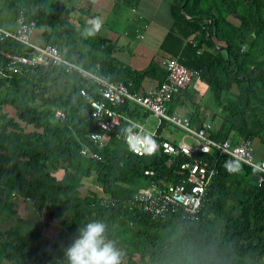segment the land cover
Instances as JSON below:
<instances>
[{
  "label": "trees",
  "instance_id": "trees-1",
  "mask_svg": "<svg viewBox=\"0 0 264 264\" xmlns=\"http://www.w3.org/2000/svg\"><path fill=\"white\" fill-rule=\"evenodd\" d=\"M69 9L58 0H0V18L9 15L1 19L4 27H13L22 12L36 27L47 28L45 44L63 57L111 80L129 81L131 90L139 91L144 79L152 86L163 80L165 55L197 70L219 109L208 121L210 136L232 143L256 139L264 153V0H170L172 22L158 47L161 60L152 58L140 69L117 61L114 42L100 33L86 35L88 26L67 29L61 14ZM26 49L16 40H0V223L15 215L17 200L27 199L57 232L54 245L45 249L36 243L33 226L0 224V264H66L57 244L92 221L106 225V238L126 253L123 264H264V177L257 182L253 168L243 163L229 173L224 164L233 158L219 156L195 219L176 213L151 217L128 200L136 187L163 174L174 181L172 167L158 152L133 154L114 136L102 146L93 144L87 134L98 128L78 91L94 93L92 82L53 65L8 69L3 53ZM170 99L173 108L184 106L185 88ZM55 108L63 117L53 115ZM117 109L136 119L149 114L128 101ZM185 116L190 124L202 121L198 106ZM82 145L98 158L83 157ZM145 168L154 176L144 175ZM88 179L98 191H82Z\"/></svg>",
  "mask_w": 264,
  "mask_h": 264
},
{
  "label": "built area",
  "instance_id": "built-area-1",
  "mask_svg": "<svg viewBox=\"0 0 264 264\" xmlns=\"http://www.w3.org/2000/svg\"><path fill=\"white\" fill-rule=\"evenodd\" d=\"M35 27L34 20H26L22 12H18L15 16L13 27L7 28L0 24V40H16L27 48L24 54L3 53L7 68L15 72L19 66L40 64L59 66L64 72H76L81 78L93 84L94 93H88L84 88L78 90L87 102L86 116L98 128L87 134L93 144L102 146L110 136L124 141L123 136L127 126L129 123H134L145 133L153 135L157 142L155 152L161 154L165 164L172 167L171 177L175 179L174 181L167 179V175L163 174L146 185L136 187L128 200L130 204L137 206L151 217L176 213L184 219H195L205 202V193L211 178L216 173L215 161L222 155L238 159L253 168L257 182L263 179L264 158H257L252 140L240 138L232 143L229 139H214L209 134V122L202 120L198 124H190L185 115L177 111L172 113L166 111V103L171 95L185 88L193 77H197V70L189 69L174 57L165 55L162 59L165 69L163 80L157 86L142 83L139 91L131 90L129 81L111 80L106 75L85 69L63 57L54 45L33 43L30 35ZM126 101L139 106L156 119L151 130H146L136 118L117 109ZM53 115L63 117L62 111L58 108L54 109ZM167 125H172L183 132L181 139L176 141L162 137L161 132ZM185 137L191 142H187ZM79 153L85 158H98L95 151L87 145H82ZM178 156L184 157L185 160L179 162ZM142 172L147 176L155 174L151 168H145ZM10 196L14 199L15 193L10 192ZM78 235H70L63 243V250L70 246Z\"/></svg>",
  "mask_w": 264,
  "mask_h": 264
},
{
  "label": "crops",
  "instance_id": "crops-1",
  "mask_svg": "<svg viewBox=\"0 0 264 264\" xmlns=\"http://www.w3.org/2000/svg\"><path fill=\"white\" fill-rule=\"evenodd\" d=\"M58 1L70 7L67 13L61 14L67 29L78 27L80 23L89 27L87 24L89 18L100 17L103 21L100 35L114 42L116 50L113 52V56L115 59L131 68L137 67L135 63L139 57L143 56L141 52L147 53V60L150 59V56L155 58L153 54L157 52L159 44L172 22L169 12L170 0ZM47 35L46 27H35L30 35V40L35 44L43 45ZM143 84L151 85L147 79H144ZM13 208L16 213L8 219V222L33 226L39 233L36 243L45 249H50L54 245L57 225L48 222L45 218L38 217L28 201L17 200ZM7 223L1 222V227L4 228L10 224ZM64 242L57 244L59 253H64ZM1 264L11 263L4 260Z\"/></svg>",
  "mask_w": 264,
  "mask_h": 264
},
{
  "label": "clouds",
  "instance_id": "clouds-1",
  "mask_svg": "<svg viewBox=\"0 0 264 264\" xmlns=\"http://www.w3.org/2000/svg\"><path fill=\"white\" fill-rule=\"evenodd\" d=\"M89 27L85 29L88 36H95L103 27V21L98 16H93L87 21ZM123 139L130 152L136 154H154L157 142L151 133H145L134 123H129ZM241 161L228 160L224 167L229 173L240 171ZM79 235L70 246L64 250L66 264H122L126 253L118 249L112 240L105 236L106 225L100 221L87 223L78 230Z\"/></svg>",
  "mask_w": 264,
  "mask_h": 264
},
{
  "label": "rangeland",
  "instance_id": "rangeland-1",
  "mask_svg": "<svg viewBox=\"0 0 264 264\" xmlns=\"http://www.w3.org/2000/svg\"><path fill=\"white\" fill-rule=\"evenodd\" d=\"M8 16L9 15L1 16L0 24L4 25V23L2 22L1 19L9 18ZM158 18H159V16H158ZM7 25L12 26L11 24H6L5 26H7ZM132 36H133V34H132ZM142 54H143V56L139 57L137 59V62L135 63V65L137 67H135V66L134 67L137 69L144 68L152 59L150 56V59L147 60L148 59L147 53L141 52V55ZM153 55L155 56L156 59L161 60V55H160L159 49ZM185 94L187 96V102L184 106L176 105L173 108L172 107V99H170L166 103V111L168 113H172V112L177 111L178 113L185 115L190 110H193L194 107L198 106L199 115H200L199 118H201L202 120H205L207 122L211 120V116L213 113L218 112V110H219L218 106L214 103L213 99L211 98V95L207 89V86H205V84L202 81H200L197 77H193L188 82L187 86L185 87ZM181 100H183L182 97H181ZM170 109H172V110H170ZM215 119H216V117H214V120ZM214 120H213V122H214ZM137 121L141 122L146 130H151L153 128V126L155 125L156 119L153 116L148 114V115H146L145 118H140V119L137 118ZM182 135H183V132H181L179 129L173 127L172 125H167L165 127V129L162 130V132H161L162 137L168 138V139H174L176 141L181 139ZM185 140L187 142H191V140L187 137H185ZM252 144L254 146V150H255V154H256L257 158H264V153H262L260 151L259 143L256 141V139L255 140L253 139ZM255 180H256V178H255ZM87 187L93 188L96 191H98V187H97V185H95V182L92 179H88L87 185L82 187V191L84 192ZM24 201H26V199ZM5 223H7V222H5ZM9 223L10 222H8L7 224H9Z\"/></svg>",
  "mask_w": 264,
  "mask_h": 264
},
{
  "label": "water",
  "instance_id": "water-1",
  "mask_svg": "<svg viewBox=\"0 0 264 264\" xmlns=\"http://www.w3.org/2000/svg\"><path fill=\"white\" fill-rule=\"evenodd\" d=\"M185 17H187V18H188V16H187V15H185Z\"/></svg>",
  "mask_w": 264,
  "mask_h": 264
}]
</instances>
